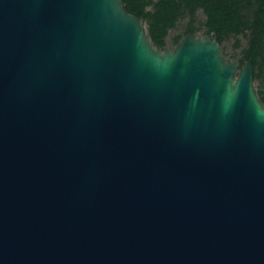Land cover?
<instances>
[{
	"label": "water",
	"instance_id": "obj_1",
	"mask_svg": "<svg viewBox=\"0 0 264 264\" xmlns=\"http://www.w3.org/2000/svg\"><path fill=\"white\" fill-rule=\"evenodd\" d=\"M0 264H264L252 61L124 0H0Z\"/></svg>",
	"mask_w": 264,
	"mask_h": 264
},
{
	"label": "trees",
	"instance_id": "obj_2",
	"mask_svg": "<svg viewBox=\"0 0 264 264\" xmlns=\"http://www.w3.org/2000/svg\"><path fill=\"white\" fill-rule=\"evenodd\" d=\"M143 21L154 46H177L187 34L231 44L240 66L251 60L253 82L264 104V0H124Z\"/></svg>",
	"mask_w": 264,
	"mask_h": 264
},
{
	"label": "rangeland",
	"instance_id": "obj_3",
	"mask_svg": "<svg viewBox=\"0 0 264 264\" xmlns=\"http://www.w3.org/2000/svg\"><path fill=\"white\" fill-rule=\"evenodd\" d=\"M196 36H201L200 34H197ZM171 41V40H170ZM170 41H168L167 48L174 49L175 45H173ZM221 49L223 50L224 56L228 60L237 61L238 58V51H235L232 49L231 44H223L221 46Z\"/></svg>",
	"mask_w": 264,
	"mask_h": 264
}]
</instances>
